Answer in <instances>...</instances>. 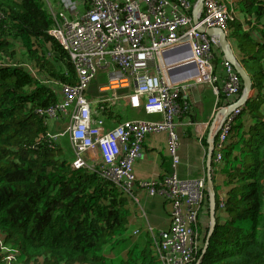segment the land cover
<instances>
[{
	"label": "trees",
	"instance_id": "16d2710c",
	"mask_svg": "<svg viewBox=\"0 0 264 264\" xmlns=\"http://www.w3.org/2000/svg\"><path fill=\"white\" fill-rule=\"evenodd\" d=\"M233 2L244 18L237 15L229 23L228 37L252 78L254 94L230 122L221 163L212 162L216 227L201 264H264V0ZM0 13V235L5 244L18 249L22 264H162L151 235L134 243L129 232L136 214L131 192L97 170L75 169L71 148L47 135L42 112L59 102L60 85L76 83L77 75L69 53L49 32L55 20L45 0H0ZM214 53L219 65L222 51L218 47ZM29 63L36 74L27 69ZM242 89L243 84L234 97L220 91L217 105L230 104ZM163 168L173 172L169 157ZM204 210L208 215V198ZM205 239L206 234L196 260ZM128 242L132 248L116 262L115 250Z\"/></svg>",
	"mask_w": 264,
	"mask_h": 264
},
{
	"label": "built area",
	"instance_id": "2783aa9c",
	"mask_svg": "<svg viewBox=\"0 0 264 264\" xmlns=\"http://www.w3.org/2000/svg\"><path fill=\"white\" fill-rule=\"evenodd\" d=\"M84 13L78 11L77 0H60L62 9L52 13L55 25L50 34L67 51L74 64L77 81L61 85V99L42 113L48 119H67L69 139L74 149L75 169L99 171L107 180L133 192L134 185L146 189L149 195L159 191L167 196L171 206V226L153 235L156 253L162 264H193L201 242L206 200L205 178L183 179L173 171L160 183L138 180L134 164L141 156L145 138L156 132L168 134V154L175 170L179 163V138L175 117L183 110L181 93L188 86L203 83L227 97L241 90V79L226 60L224 77L216 72L214 48L218 39L198 30V26L218 27L229 32V23L236 16L232 0H205L196 25L190 14L191 0H85ZM69 14L71 16H69ZM1 16V13H0ZM32 66L29 72L36 74ZM109 72L103 90L126 87L134 83L128 95L131 107L143 106L150 114H161L156 120H125L104 130L92 115L87 96L90 83L98 72ZM185 78L172 83L166 73ZM240 108L222 124L216 141L215 161L220 163L219 150L224 146L230 122ZM56 141L58 134L47 133ZM98 153L101 161L89 165L86 154ZM222 207V205H221ZM138 235L139 231H134ZM0 235V250H4ZM6 250V249H5ZM9 250V249H7Z\"/></svg>",
	"mask_w": 264,
	"mask_h": 264
},
{
	"label": "crops",
	"instance_id": "0c3cea01",
	"mask_svg": "<svg viewBox=\"0 0 264 264\" xmlns=\"http://www.w3.org/2000/svg\"><path fill=\"white\" fill-rule=\"evenodd\" d=\"M45 2L51 13H59L63 10L60 0H45ZM77 2L79 13H84L87 8L86 1L77 0ZM195 3L196 1L192 4L194 5ZM193 8L191 9L190 14H192ZM239 13L238 16L243 20V14ZM69 16L71 15L69 14ZM229 41L231 42L235 56L239 61L235 44L231 41V39H229ZM220 57L222 59L220 60L219 65L218 62L217 64L215 62L214 63L216 72L220 77L219 79L221 84L222 76L224 75L222 62L225 58L223 54H221ZM108 72L109 71L106 69L100 70L96 78L90 83L87 90V96L91 101L93 118L96 122L99 121V124H103L104 130L111 129L125 120L139 121L161 119V114H150L146 112L143 106L139 108H133L130 106L128 95L133 91L135 87L134 83L126 87H118L114 90L101 89L105 87L108 82ZM101 74H106L105 79H101ZM165 75L172 81V83L176 80L185 78V75L178 77L169 75L168 72ZM192 85L197 86L198 84ZM188 87L181 93V97L179 99V105L183 111L175 117L176 131L179 138V163L177 164L175 170L173 168V171H175L178 176L183 179L206 178L208 152L207 137L209 128L218 111L229 104L226 103L219 107L217 105L218 96L215 94L212 86L210 85L204 84L203 90H196V94L192 90L189 94ZM233 102L235 101H231V103ZM64 121L65 123H63ZM46 124L48 125L49 131H51V126H54L55 124L58 126L60 124H62V126L67 124V119L64 117H60L58 119H47ZM62 140L63 137L58 134L57 142L63 144L61 142ZM168 140L169 137L166 132H156L145 138L141 149V156L134 164V172L138 180L155 181L160 183L159 181H161L162 177L166 174L163 168L164 159L167 157L170 158L167 149ZM69 145V147L73 149V147H71L72 144ZM72 154L74 155V149ZM84 157L91 166H97L101 161L98 153L86 154ZM217 184L219 186L222 185L221 177L218 174ZM222 192L223 191L221 189V195H223ZM132 196L136 202V214L129 232H132L133 234L135 230L139 231L137 238L135 237L134 243L140 241L144 236H150L151 232L148 230L150 228L156 233L167 230L171 226V206L169 199L163 191H159L155 195H149L146 189L135 184ZM202 226H208L209 229V219L207 221L204 219ZM201 232L202 236H204L208 231L203 232L201 227ZM134 243L132 242L130 244L128 242L127 244L120 246L119 249L115 250V261L117 259L121 261L120 259L126 256L127 251L132 248ZM4 246L6 247V250H0L2 258V263L0 264H22L18 249L12 248L10 245L5 243Z\"/></svg>",
	"mask_w": 264,
	"mask_h": 264
},
{
	"label": "water",
	"instance_id": "95a60500",
	"mask_svg": "<svg viewBox=\"0 0 264 264\" xmlns=\"http://www.w3.org/2000/svg\"><path fill=\"white\" fill-rule=\"evenodd\" d=\"M205 0H196L195 6L192 11L193 21L196 25L199 24V16L203 10ZM200 32L207 33L208 35L216 36L219 42V48L226 61H228L235 69V71L241 77L243 83V91L240 98L234 102L221 108L216 114L215 119L210 125L209 133L207 137L208 152H207V165H206V186L208 196V209H209V229L206 235V239L203 245L202 254L195 264H201V259L206 252L209 245L210 238L216 227V188L214 178L212 175V162L215 149V141L218 131L221 125L226 121L228 116L238 107L244 106L250 97L253 95V82L251 76L248 74L246 69L238 61L232 48L231 42L229 41L228 34L221 28L218 27H205L202 25L198 26ZM204 84L199 83L197 86L192 85L188 87V92L192 90L196 94L197 91H202Z\"/></svg>",
	"mask_w": 264,
	"mask_h": 264
},
{
	"label": "rangeland",
	"instance_id": "374dc122",
	"mask_svg": "<svg viewBox=\"0 0 264 264\" xmlns=\"http://www.w3.org/2000/svg\"><path fill=\"white\" fill-rule=\"evenodd\" d=\"M27 69H29L30 71L32 70V65L31 63L26 64ZM35 70V69H34ZM106 75V74H105ZM105 75L101 74V79H105ZM65 123V121L63 122ZM50 134H60L61 137H63V140L61 141L66 147L70 146L69 144H71V141L69 139V135H68V130H67V124H64V126H62V124L58 125H54L51 126V131ZM72 147V146H71ZM71 152H73V149L71 148Z\"/></svg>",
	"mask_w": 264,
	"mask_h": 264
},
{
	"label": "clouds",
	"instance_id": "9594fccd",
	"mask_svg": "<svg viewBox=\"0 0 264 264\" xmlns=\"http://www.w3.org/2000/svg\"><path fill=\"white\" fill-rule=\"evenodd\" d=\"M194 6H195V4H194ZM203 8H204V7H203ZM237 15H238V13H237ZM192 16H193V15H192ZM206 34H207V33H206ZM227 34L229 35V32H228ZM210 36H212V35H210ZM215 37H216V36H215ZM217 39H218V38H217ZM218 47H219V42H218V46H216V47L214 48V52H215V49L218 48ZM214 55H215V53H214ZM223 61H224V59H223ZM213 62H214V60H213ZM222 63H223V62H222ZM214 64H215V63H214ZM233 68H234V67H233ZM234 70H235V69H234ZM236 73H237V72H236ZM237 74H238V73H237ZM238 75H239V74H238ZM223 77H224V75L222 76V78H223ZM239 77H240V76H239ZM240 79H241V77H240ZM47 82H48V81H47ZM195 84H199V83H195ZM202 84H203V83H202ZM242 84H243V83H242V80H241V86H242ZM62 85H63V84H62ZM191 85H192V84H191ZM242 91H243V89H242ZM60 94H61V85H60ZM219 94H220V93H219ZM219 94H218V95H219ZM241 94H242V93H241ZM218 95H217V96H218ZM240 96H241V95H240ZM240 96H239L238 98L234 99L233 101L236 102V101L240 98ZM60 99H61V96H60ZM233 103H234V102H233ZM242 107H243V106H240V107H238V108L241 109ZM236 109H237V108H236ZM233 112H234V111H233ZM233 112H232V113H233ZM232 113H231V114H232ZM231 114H230V115H231ZM230 115H229V116H230ZM229 116H228V117H229ZM47 119H48V118H47ZM226 120H227V119H226ZM221 126H222V125H221ZM220 128H221V127H220ZM219 131H220V130H219ZM219 131H218V133H219ZM49 133H50V131H49ZM218 133H217V136H218ZM217 136H216V141H217ZM216 141H215V149H214L213 161H215V156H216ZM72 147H73V146H72ZM74 155H75V153H74ZM170 159H171V158H170ZM215 162H216V161H215ZM216 163H217V162H216ZM220 163H221V162H220ZM86 169H88V168H86ZM90 170H91V169H90ZM205 181H206V178H205ZM206 194H207V186H206ZM206 198H208L207 195H206ZM205 202H206V200H205ZM204 207H205V204H204ZM204 215H205V210H204ZM204 219H206V221L209 219V209H208V215H205V218H204ZM148 230H149V229H148ZM149 231H150V230H149ZM150 232H151V231H150ZM156 233H158V232H156ZM133 235H134V237H136V238H137V236H138V235H135L134 232H133ZM206 235H207V234H206ZM151 236L153 237L152 233H151ZM2 237H3V236H2ZM202 237H203V236H202V232H201V239H202ZM3 240H4V238H3ZM4 243H5V242H4ZM200 245H201V242H200ZM199 249H200V248H199ZM202 249H203V247H202ZM199 258H200V257H199ZM197 260H198V259H197ZM197 260H196V262H197ZM196 262H195V263H196ZM195 263H193V264H195Z\"/></svg>",
	"mask_w": 264,
	"mask_h": 264
}]
</instances>
